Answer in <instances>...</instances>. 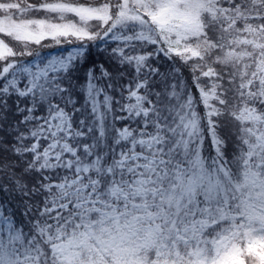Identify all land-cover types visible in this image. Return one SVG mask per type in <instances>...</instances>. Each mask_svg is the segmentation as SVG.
Segmentation results:
<instances>
[{
    "label": "snow or ice",
    "instance_id": "6c2138e0",
    "mask_svg": "<svg viewBox=\"0 0 264 264\" xmlns=\"http://www.w3.org/2000/svg\"><path fill=\"white\" fill-rule=\"evenodd\" d=\"M0 264H264V0H0Z\"/></svg>",
    "mask_w": 264,
    "mask_h": 264
}]
</instances>
